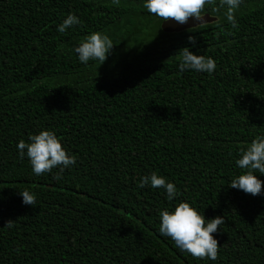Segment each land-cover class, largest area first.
Here are the masks:
<instances>
[{"label": "trees", "instance_id": "obj_1", "mask_svg": "<svg viewBox=\"0 0 264 264\" xmlns=\"http://www.w3.org/2000/svg\"><path fill=\"white\" fill-rule=\"evenodd\" d=\"M205 11L216 20L166 33L143 0H0V264H264V184L228 186L238 150L264 134V0H244L237 29ZM69 12L80 24L58 33ZM100 30L111 54L80 63L72 48ZM183 47L215 71L179 74ZM41 130L77 157L60 181L18 156ZM153 171L179 196L139 187ZM180 200L224 217L215 261L159 235L157 210Z\"/></svg>", "mask_w": 264, "mask_h": 264}, {"label": "clouds", "instance_id": "obj_2", "mask_svg": "<svg viewBox=\"0 0 264 264\" xmlns=\"http://www.w3.org/2000/svg\"><path fill=\"white\" fill-rule=\"evenodd\" d=\"M112 2L119 4V0ZM243 4L244 0H143V7L149 14L161 21H168L171 18L179 24L186 23L189 18L199 21L198 25L206 23L203 18L207 13L205 8L208 6L212 13L216 14L217 22L223 20L231 29L238 28L237 13ZM79 24L78 15L69 12L57 25L56 31L63 34ZM188 41L195 44V38L191 35L188 36ZM113 45L112 39L105 31H93L85 35L72 48V52L82 64L86 65L89 61L102 64L111 54ZM178 53L179 74L193 72L210 75L216 69V61L212 56L195 54L189 47L181 48ZM16 148L20 158L27 157L34 175L40 176L58 169L53 173V179L57 181L62 180L65 169L75 165L77 160L75 155L62 147L60 138L52 130H41L37 134L29 135L28 142L21 139L17 142ZM237 156L234 164L239 172L230 178L228 186L253 196L262 194L264 181L257 178V173L264 175V134L256 136L245 148L239 149ZM138 186L160 189L168 201H173L179 196L175 184L155 171L142 175ZM17 194L22 197L23 204L35 205L37 202V193L33 190L18 189ZM157 212L159 235L170 238L181 253L190 254L194 258L206 257L210 261L217 259L220 246L212 234L221 230L220 226L225 223L224 217L206 219L203 212L184 200L176 202L169 208L158 209ZM6 224L12 227V221Z\"/></svg>", "mask_w": 264, "mask_h": 264}, {"label": "water", "instance_id": "obj_3", "mask_svg": "<svg viewBox=\"0 0 264 264\" xmlns=\"http://www.w3.org/2000/svg\"><path fill=\"white\" fill-rule=\"evenodd\" d=\"M204 21L206 23H210L216 20L215 16H211L209 13H205L204 15ZM199 21L194 20L193 18H189L188 21L184 24H179L178 22H175L173 19H169L168 21H161L160 28L162 31L166 33H172V32H180L185 29L193 28L198 26ZM205 24V23H204Z\"/></svg>", "mask_w": 264, "mask_h": 264}]
</instances>
